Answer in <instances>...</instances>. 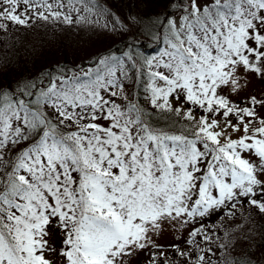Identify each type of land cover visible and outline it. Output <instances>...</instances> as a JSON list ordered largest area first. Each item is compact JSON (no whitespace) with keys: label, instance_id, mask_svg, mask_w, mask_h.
<instances>
[{"label":"snow or ice","instance_id":"snow-or-ice-1","mask_svg":"<svg viewBox=\"0 0 264 264\" xmlns=\"http://www.w3.org/2000/svg\"><path fill=\"white\" fill-rule=\"evenodd\" d=\"M82 10L89 0H0V31L79 22ZM164 12L151 24L156 55L109 50L0 85V264H129L164 221L233 216L242 200L264 214V98L222 94L239 93L241 73L264 80V0H167ZM189 236L194 258L174 246L187 264L217 252L219 264H250L227 232Z\"/></svg>","mask_w":264,"mask_h":264},{"label":"trees","instance_id":"trees-1","mask_svg":"<svg viewBox=\"0 0 264 264\" xmlns=\"http://www.w3.org/2000/svg\"><path fill=\"white\" fill-rule=\"evenodd\" d=\"M92 11L85 13L81 11V16H87L86 20L76 22V14L73 13V23L65 24L61 21L34 20L28 27L11 26L7 32L0 31V85L11 84L13 88L23 87L24 84L40 78L45 70H53L56 66L73 68L77 65L87 68L99 55L109 50L117 55L127 51H135L141 56L156 55L163 43L157 40L154 35L156 29L151 27L152 22L157 20L158 13L164 12L167 0H89ZM169 12L174 9L169 8ZM164 17H160L163 19ZM115 25V29H113ZM19 30H26L18 33ZM97 36L92 39L91 47H86L93 34ZM88 34L90 37H87ZM83 42L81 47L79 42ZM92 48V49H91ZM87 49H90L89 51ZM133 94H139L143 99V88L141 85L129 84ZM243 105V104H239ZM199 115V114H197ZM183 123V122H181ZM165 121H161V126ZM179 127V125L177 126ZM239 204V203H238ZM256 209V208H255ZM231 209L215 210L210 214L200 217L201 225L205 231L212 236V240L217 238L223 240L225 232L228 239L235 245L232 253L240 261L250 260V264H264V214L256 209V224L249 235L241 234V230L247 224L242 223L241 217L249 214L238 213L229 216L227 213ZM228 216L241 220L233 224H225ZM258 221H261L258 223ZM239 231V237L237 232ZM195 240L201 248H216V244L205 245L201 237ZM186 241L188 246L184 252L192 251L193 258L197 254L194 246ZM251 248L248 249L247 245ZM178 248L183 251L179 246ZM163 255L166 257L163 259ZM158 264H187L176 251V247L170 253H164ZM212 261L220 262V253L211 256L208 264Z\"/></svg>","mask_w":264,"mask_h":264},{"label":"rangeland","instance_id":"rangeland-1","mask_svg":"<svg viewBox=\"0 0 264 264\" xmlns=\"http://www.w3.org/2000/svg\"><path fill=\"white\" fill-rule=\"evenodd\" d=\"M160 0H154V2L158 3ZM164 0H162L163 2ZM26 30H19L18 33L25 32ZM88 34L87 37H90ZM97 36V34H93L89 41L85 44L86 47L90 48L92 44V39H94ZM80 46H83V42H79ZM92 49V48H91ZM88 51L90 49H87ZM240 81H241V90L238 94L232 93L228 88H225L223 90V95L228 96L232 101L236 102L237 104H244L246 103V98L250 96H256L258 98H264V80H261L255 76H247L245 77L243 73L240 75ZM241 106V105H240ZM261 115H264V109H258ZM197 114H200L197 112ZM223 121L221 120V124ZM229 134L232 135L233 138H237L241 133H232L231 130H229ZM226 209H231L229 206ZM256 209L253 208L251 205L247 203L246 200H242L241 203L237 204L236 208L232 211L236 214L244 213L249 214L248 216L241 217L243 222L240 220H236L234 217L231 218L228 216V221L225 224V226L228 227V224H233L236 222H242L244 225L247 224V230H245V227H243V230H241L242 233H246L249 235L252 233L253 229L252 227H255L257 216L254 214V211ZM202 219L200 217H197L194 221L189 219V222L187 224H183L180 221H164L162 223V227L158 232L151 233L152 240L154 241V244L156 245L153 247L152 245H149V247L138 250L137 254L130 258L129 264H150V261L152 259L153 254H155L156 257V264L160 262L161 256L168 252L170 253L173 248L180 247L183 251L187 249L186 241L191 239L189 236V233L194 229H199L203 227L201 225ZM261 221H258V223ZM237 237H239V231L237 232ZM52 239L56 241V244L54 246H59V234H55ZM228 239H233V237H229ZM247 248L250 249L251 246L248 244ZM166 257L163 255V259ZM57 264H59V261L57 260Z\"/></svg>","mask_w":264,"mask_h":264}]
</instances>
